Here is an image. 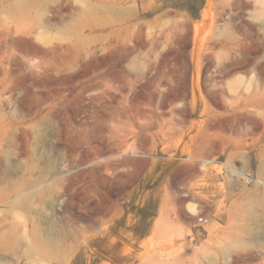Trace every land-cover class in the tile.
Segmentation results:
<instances>
[{"label":"rangeland","instance_id":"1","mask_svg":"<svg viewBox=\"0 0 264 264\" xmlns=\"http://www.w3.org/2000/svg\"><path fill=\"white\" fill-rule=\"evenodd\" d=\"M0 264H264V0H0Z\"/></svg>","mask_w":264,"mask_h":264},{"label":"built area","instance_id":"2","mask_svg":"<svg viewBox=\"0 0 264 264\" xmlns=\"http://www.w3.org/2000/svg\"><path fill=\"white\" fill-rule=\"evenodd\" d=\"M199 221L202 222L203 221V217H199Z\"/></svg>","mask_w":264,"mask_h":264}]
</instances>
